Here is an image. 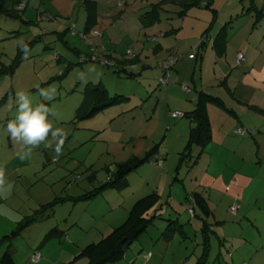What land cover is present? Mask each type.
<instances>
[{
	"label": "rangeland",
	"instance_id": "obj_1",
	"mask_svg": "<svg viewBox=\"0 0 264 264\" xmlns=\"http://www.w3.org/2000/svg\"><path fill=\"white\" fill-rule=\"evenodd\" d=\"M15 1L0 0V165L6 177L0 188V256L9 250L15 264H86V258L77 257L81 248L121 224L133 202L154 190L160 195L162 217L153 220L116 264H195L201 251L200 221L185 208L178 214L166 202L175 176L188 190H195L191 181L196 168L207 164L208 154L195 166L197 151L190 159L182 156L176 151L182 143L177 147L170 138L168 157L161 155L163 166L154 160L146 162L128 175V185L122 189L104 183L117 163L142 156L155 144L163 149L165 141L161 140L171 130L167 128L170 113L189 110L197 98L194 82L205 86L209 94L231 100L229 84L236 97L264 103V17H258V10L264 11V0H212L215 20L203 3L97 0L98 23L89 31L85 30L82 0H19L25 5L20 9ZM219 27L227 32L221 53L211 44ZM205 29L210 37L201 36ZM200 39L208 41L200 46ZM19 41L30 50L27 58ZM237 52L247 56L248 68L238 63ZM102 54H110L116 66L101 65L98 57ZM167 58L174 64L175 76L162 87L157 84L158 64ZM127 59L137 62L134 66L122 62ZM122 68L125 70L116 72ZM98 81L110 96L124 98L77 122L75 109L85 84ZM183 86L190 91L185 92ZM53 88L50 100L39 95L38 89ZM21 90L29 94L34 106L44 103L52 109L49 120L67 132L59 157L53 143L52 148L45 144L34 148L29 159L18 158L22 146L11 140L6 125L15 118L16 93ZM217 150L211 146L212 159L218 156ZM178 163L181 169L176 174ZM181 192V196L185 194L183 189ZM223 205L215 202L211 207L219 214ZM37 209L42 210L39 221L21 226ZM175 218L184 225L185 234L173 230L165 240L161 233ZM210 220L206 264H228L223 256L229 247H221V258H215L220 243L214 233L218 225L213 217ZM54 228L61 233L49 235ZM13 230L18 234L2 238ZM231 236L239 242L248 240L244 233Z\"/></svg>",
	"mask_w": 264,
	"mask_h": 264
},
{
	"label": "trees",
	"instance_id": "obj_2",
	"mask_svg": "<svg viewBox=\"0 0 264 264\" xmlns=\"http://www.w3.org/2000/svg\"><path fill=\"white\" fill-rule=\"evenodd\" d=\"M184 1L186 2V4L189 3V5H196V6H199L201 3H203L202 6L208 7L211 10L212 20H215L217 15V10L212 7L213 5L212 0H184ZM15 2L16 4H18L20 1L18 0ZM82 5L86 14L85 30L89 31L90 29L93 28V26H95L98 23V2L97 0H82ZM23 6H25L23 2L17 5L18 9L22 8ZM258 13H259L258 17L260 18L264 17L263 10L261 11L258 10ZM208 27L210 29L211 25ZM224 28L225 27H221V28L219 27L217 29L214 38L211 42L212 47L215 48V50L220 53L226 47L225 44H227V32L224 31ZM206 31L207 29L203 30L201 34L202 37L204 36L206 38V36L209 37L211 36ZM208 39L207 40L205 39L204 42H202V40L200 39L199 45L201 46L202 43H206ZM127 60L128 61L123 60L122 62L126 64L128 63V65L131 66L132 65L134 66L137 62L135 59H127ZM170 60L169 58H167L159 62L158 64L160 68V74L157 79V84L159 86L167 87L169 83L174 79L173 76L175 75L172 71L174 64ZM242 60H244V57ZM98 61L103 66H114V67L116 66V63L113 62V57H111L110 54L109 55L102 54L101 57H98ZM122 70L125 69L124 68L117 69L116 72L121 73ZM167 77H168V81L165 82L164 80ZM183 87L186 88V90L183 89L185 92L190 91L188 87L185 86ZM206 89L207 88H205V86H195V90H197L198 92H197V98L193 106L189 110L183 112L173 111V112L181 113L178 116H173L172 115L173 112L170 113V116L172 118L185 117L191 123V127L188 132L185 147L183 151L180 152L179 154L182 156L185 155L187 158L190 159L191 156L194 155L193 151H197V156L195 157L194 160L195 162L197 160V157L200 156L201 152L206 150L207 144H209V142L211 141L212 135H211V126L207 111V105L209 103L215 104L218 106H222L227 111H230V109L224 105L222 98L216 96L217 94H213V93L209 94ZM122 98L124 97L121 95L110 96L107 89L105 88V86L101 81H98L96 83L88 82L85 84L83 88L81 101L79 102L78 106L75 109V120L77 122H80L92 118L96 114L104 111L105 109L118 104L120 101H122ZM237 129H240V131L237 132L236 131ZM252 132L254 133L253 129L244 128L241 125H237L233 129V133L235 135H240V136L251 135L253 134ZM157 149H158V144H155V146H153L150 150L145 152L144 155L142 156L133 155L127 160L117 163L115 171L110 175L109 180H107L104 183V186L110 188L114 187L116 189L125 188L128 185V180H127L128 175L132 172L137 171L148 161L154 160L153 161L154 164L160 167L163 166L164 159L162 158V156L157 155L156 157H154L157 152ZM158 156H160L163 159V163L161 165L157 164ZM177 166H181L180 163H178ZM174 178L178 179L177 176H175ZM142 195L140 196V198H137L133 202V204L128 210L126 218L121 224L112 228L100 240L86 244L84 247L81 248L77 257L86 258L87 260L86 264H116L117 261L123 259L126 249L130 247L134 241L138 240L142 236V234H144L148 226L153 222L155 218L159 219L163 215V206L160 205L158 207V204L160 202V195L156 191L152 190L148 194L144 196ZM76 199H78V197ZM54 203L55 201L46 205H42V208L51 206ZM166 203H168V205L170 204L169 201H167ZM235 203L238 206L236 210L237 212L240 207L238 202H234L230 204L228 206V210ZM177 204H182L185 210L187 211V213L192 218L197 216L198 220L200 221L199 224H200V235H201V251H200V255L197 257L195 264H206L210 254V246H211L210 232H212V226H211L212 224L208 220L209 216L211 215V210L207 204L206 197H204L200 192L195 190L188 193L180 201H177ZM41 209H37L36 213H34L33 216L27 217L21 226H24L33 220L39 221L40 218L39 215H41L39 213L42 212ZM37 214L38 216L35 217ZM168 222L169 223L165 226V229L161 233V236L165 240H169L171 238L173 230L179 231L181 234L182 233L185 234L183 230L184 225L180 223L177 218L171 219ZM56 232L57 234L61 233V231H58L56 228H54L50 231L49 235H55ZM16 234H18V230H13L9 235H4L2 238L4 239L10 238L15 236ZM227 251L228 254H225V256H223L224 262H226L227 260L226 258L231 259L229 254H231L232 249L229 248V250ZM220 255H222L221 250L218 251L215 258L220 259L221 258ZM228 263L230 264L231 261L228 260ZM0 264H15L9 250H5L1 254Z\"/></svg>",
	"mask_w": 264,
	"mask_h": 264
},
{
	"label": "crops",
	"instance_id": "obj_3",
	"mask_svg": "<svg viewBox=\"0 0 264 264\" xmlns=\"http://www.w3.org/2000/svg\"><path fill=\"white\" fill-rule=\"evenodd\" d=\"M243 57L244 60L240 63H245L246 69L248 59L244 54ZM194 85L198 86L195 82ZM227 88L230 93H233L232 101L227 98L222 99L230 111L215 104L207 105L212 136L206 150L197 157L195 166L203 160V154H208L209 160L203 168L199 166L196 168L197 175L194 174L191 183L193 189L206 197L211 210L209 222L211 223L210 218L213 217L218 225L216 233L220 241L219 250L225 246L232 249L229 254L231 259L226 258V263L229 260L230 264H264V161L262 159L264 156V103L258 99L236 97L235 90H231L229 84ZM237 125L251 128L254 133L244 136L235 135L233 129ZM167 127L171 130L165 133L166 138L161 140L165 141V146L163 145L161 149L158 145L155 157L157 155H162L165 159L168 157L167 154L170 153L168 139L170 138L177 147L178 143H182L181 148H176L178 153L182 152L191 123L188 120L172 118ZM211 146L218 149V156L215 159H212L209 154ZM173 150H175L174 147ZM215 162L217 163L214 168ZM180 169L181 166H175L176 174ZM173 180L169 193V206L180 214L184 207L182 204H177V201L195 190H188L182 179L174 178ZM175 181L181 183H175ZM180 189L185 191L182 196ZM173 202H176L175 206ZM215 202L224 203L222 213L216 214V211H213L211 204ZM234 202H238L240 207L236 213L232 214L228 211V206ZM193 221L195 220L190 221L192 225ZM238 233L246 234L248 240L239 242L231 236Z\"/></svg>",
	"mask_w": 264,
	"mask_h": 264
},
{
	"label": "clouds",
	"instance_id": "obj_4",
	"mask_svg": "<svg viewBox=\"0 0 264 264\" xmlns=\"http://www.w3.org/2000/svg\"><path fill=\"white\" fill-rule=\"evenodd\" d=\"M18 46L27 58L30 51L28 46L23 41H19ZM38 91L45 100H50L55 94L54 88L38 89ZM15 105V118L7 122L6 131L12 141L22 146L17 154L18 158L21 161L29 159L34 148L41 144L52 148L53 143L56 156L59 157L62 154L67 132L60 127H54L53 122L49 120V116L54 115L52 109L44 103H36L34 106L32 98L23 90L16 93ZM5 180V168L0 165V188L5 185Z\"/></svg>",
	"mask_w": 264,
	"mask_h": 264
},
{
	"label": "built area",
	"instance_id": "obj_5",
	"mask_svg": "<svg viewBox=\"0 0 264 264\" xmlns=\"http://www.w3.org/2000/svg\"><path fill=\"white\" fill-rule=\"evenodd\" d=\"M239 56H240V59L242 60V59H243L242 54H239ZM239 56H238V57H239ZM164 81L167 82V81H168V77L165 78ZM183 89L186 90V88H184V87H183ZM180 114H181V113H179V112H173V113H172L173 116H178V115H180ZM236 131L239 132L240 129H237ZM162 163H163V159H162L160 156H158V157H157V164H158V165H161ZM237 207H238V206H237L236 204H234V205H232V206L229 208V211H231L232 213H236ZM33 259H34V260H37L36 255L33 256Z\"/></svg>",
	"mask_w": 264,
	"mask_h": 264
}]
</instances>
